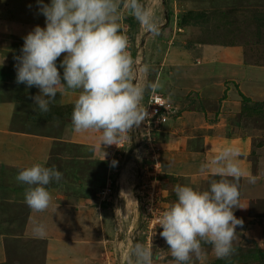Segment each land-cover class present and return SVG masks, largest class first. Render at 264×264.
<instances>
[{
    "label": "rangeland",
    "instance_id": "rangeland-1",
    "mask_svg": "<svg viewBox=\"0 0 264 264\" xmlns=\"http://www.w3.org/2000/svg\"><path fill=\"white\" fill-rule=\"evenodd\" d=\"M143 3L154 9L160 25L159 35L149 34L124 8L120 10L119 21L121 31L129 39L128 51L137 66L149 67L147 73L137 72L136 83H157L162 65L175 50L176 53L186 51L194 55L206 47L219 54L222 61L237 64L228 67L231 69L228 78L231 71L241 68L238 65L246 68L247 74H250L248 69L257 71L264 68V0H143ZM36 25L44 26V17L37 12L36 0H0V62L3 61L0 66V106L10 113L11 131L25 133L38 140L35 143L37 153L30 156L31 161L35 160L33 164L55 166L63 173V179L48 186L53 198L52 206L45 211H33L31 214L32 209L24 203H0V247L8 252L6 258L12 256L19 264H40L42 241L52 238L68 251L54 258V264H71L69 261L76 255L83 264H127L129 245L137 238L138 243L150 248L154 264H175L166 242L159 235L158 214L175 201V185H190L204 190L210 179L221 177H207L192 185L172 175L170 167L161 158L162 147L166 146L160 136L161 121L149 123L157 109H147L146 100L152 91L164 99V83L158 82L159 88L146 89L142 105L149 113L148 117L129 132V140L124 138L116 145H101V133L96 130L73 131L71 114L78 92L59 94L47 113L40 112L31 100L39 90L17 84L15 80V57L20 55L23 37ZM62 58L63 54L58 58V65ZM192 98L195 97H186ZM167 102L164 100V114H160L164 118L175 114L171 99ZM256 115L258 117L248 116L244 123L247 129H256L260 133L264 126V112ZM236 127L230 125L232 131ZM77 134L95 139L92 143L91 140L83 141L76 137ZM131 134L140 144L134 153L136 164L133 161L125 163ZM8 146L7 141L4 144L0 140L1 154L2 150H9ZM112 160L118 161L116 167L111 166ZM259 184L264 186V182ZM238 188L242 199L234 214L264 216V198H247L252 192L264 195L262 186L256 187L254 183L239 179ZM121 192H131L133 200ZM4 200H8L7 197ZM58 204L79 213L77 211L75 221L64 217L65 223L56 222L60 229L53 230L48 223L59 217V211L55 212L56 215L51 212V208ZM82 215L84 221L89 219V223H80ZM70 220L75 222L71 225L82 227L76 230V226H71L74 230L68 232ZM243 222V228L236 230L234 252L230 257L218 259L212 246L203 244L204 258L193 256L192 264H264V255L260 262L256 252L258 249L264 252V226L248 230L247 222ZM36 223L46 226L44 238L32 235Z\"/></svg>",
    "mask_w": 264,
    "mask_h": 264
},
{
    "label": "clouds",
    "instance_id": "clouds-1",
    "mask_svg": "<svg viewBox=\"0 0 264 264\" xmlns=\"http://www.w3.org/2000/svg\"><path fill=\"white\" fill-rule=\"evenodd\" d=\"M36 5L44 26H34L23 37L20 55L15 57L16 83L39 90L31 100L43 113L50 110L59 94L78 92L71 114L73 131H99L100 143L105 146L129 140V132L148 117L142 105L146 89L159 88L160 84L136 83L137 72L147 73L149 67L137 66L128 51L129 39L119 23L120 10L126 9L156 36L160 25L154 9L146 7L143 0H36ZM238 154L237 148L227 146L201 164V173L210 171L221 177L210 179L206 189L174 186L176 199L158 214L156 222L175 264H192L193 256L203 259V244L211 245L218 259L233 254L236 230L244 223L234 215L240 208ZM117 165L118 161H111L112 167ZM62 179L63 173L55 166L41 163L22 168L16 176L19 183L27 185L25 203L36 212L49 208L48 186ZM248 180L255 183L256 178L249 176ZM124 194L132 199L131 192ZM32 231L39 238L46 236L44 224H34ZM126 261L154 264L150 248L135 241L129 245Z\"/></svg>",
    "mask_w": 264,
    "mask_h": 264
},
{
    "label": "crops",
    "instance_id": "crops-1",
    "mask_svg": "<svg viewBox=\"0 0 264 264\" xmlns=\"http://www.w3.org/2000/svg\"><path fill=\"white\" fill-rule=\"evenodd\" d=\"M176 51H171L167 62L162 63L159 79L157 80L159 83L166 84L165 88L162 89L164 100L169 102L171 99L174 103L171 106L175 113L173 116L163 117L161 120L160 136L166 142L165 148L162 147V152H160L161 158L170 167L172 175L194 185L207 177H219L210 171L201 173L199 170L201 164L206 163L224 147H235L238 149L237 159L242 170L239 179L249 181V176L255 177L254 184L256 187L260 186L261 188L262 186L261 192L263 193L264 186L259 183L264 182V126L260 133L256 129H247L244 119L249 118L248 116L251 115L258 117L256 113H259V111L244 110L240 94L252 103L264 102V68H258L257 71L248 69L250 74H247V69L238 65L241 68L231 71V76L228 78L231 70L228 67L237 64L233 62L229 64L227 60L222 61L219 54L209 51L206 47L201 49L200 53L194 55H190L186 51L179 53H176ZM172 96L180 98H172ZM191 96L195 98L186 99V97ZM6 111L7 108H0V140L4 144H6V141L9 144L8 151L2 150V154L0 152V203L2 205L4 203L26 204L23 199L27 185L19 183L16 176L19 170L31 166L35 161L34 158L31 161L30 156L33 157L37 153L35 143L38 140L31 135L11 131L12 129L9 128L10 113L8 114ZM249 111H252V113ZM246 112L248 113L245 114ZM234 119L237 121H234ZM233 124L237 126L234 131L230 129V125ZM75 134L74 132L73 135L75 136ZM76 137L83 141L91 140V143L95 139V137H92V139L91 137L85 138L78 134ZM44 150H42V153H44ZM2 155L3 158L1 159ZM166 157L168 158L166 159ZM252 193L247 198H264V195L260 196L256 194L257 192ZM6 197L8 200H4ZM9 197L12 199H9ZM51 198H53L52 195ZM51 206L52 204H50ZM55 207L51 208L53 215H56L55 212L58 211L60 214L53 223L52 221L48 223L51 229H60L56 222L65 223L63 220L65 218L71 217L74 221L77 219L78 210L73 209L70 211V209L63 208L64 206L60 204ZM33 211L31 210V214ZM234 213L236 212L234 211ZM83 214L86 215L85 212ZM84 215H82L80 223H89V219L84 221ZM234 215L243 218L247 222L246 228L249 227L248 230L253 227L260 228V226H264V216L245 217L241 214ZM74 221L72 222L75 223ZM31 222L28 223L29 226ZM72 222L70 220L69 227L67 226L68 232L73 231L75 226L76 230L82 227L71 225ZM29 226L28 228H30ZM32 235L36 237L34 233ZM54 240L47 238L42 241L44 245L39 248L41 254L40 264H54L53 259L58 258L60 254L63 256L67 251L61 245L56 244L57 240ZM96 250L98 251V249ZM6 256H8V252L5 251L4 247H0V264L6 262L19 264L15 258H11L12 256L8 258ZM69 262L71 264H83L77 255Z\"/></svg>",
    "mask_w": 264,
    "mask_h": 264
},
{
    "label": "built area",
    "instance_id": "built-area-1",
    "mask_svg": "<svg viewBox=\"0 0 264 264\" xmlns=\"http://www.w3.org/2000/svg\"><path fill=\"white\" fill-rule=\"evenodd\" d=\"M146 104H147V109H157V113L154 114V117L152 118L151 122L152 124H158L161 119H162V115L160 114H164L163 112V106H164V99H162V97L159 96V94L155 93V92H150L148 99L146 100ZM162 112V113H161ZM156 119V120H155ZM147 132V130H146ZM148 137V135H147ZM150 137V136H149Z\"/></svg>",
    "mask_w": 264,
    "mask_h": 264
},
{
    "label": "trees",
    "instance_id": "trees-1",
    "mask_svg": "<svg viewBox=\"0 0 264 264\" xmlns=\"http://www.w3.org/2000/svg\"><path fill=\"white\" fill-rule=\"evenodd\" d=\"M240 97H241V100H242V108L244 110H255L256 112H260L262 111L261 113L264 112V102L262 103H252L248 98H245L242 94H240ZM72 147V146H71ZM83 148V146H80ZM92 150V148H90ZM212 178V177H211ZM257 254H258V261H263V255H264V252L261 251L260 249L256 250Z\"/></svg>",
    "mask_w": 264,
    "mask_h": 264
},
{
    "label": "water",
    "instance_id": "water-1",
    "mask_svg": "<svg viewBox=\"0 0 264 264\" xmlns=\"http://www.w3.org/2000/svg\"><path fill=\"white\" fill-rule=\"evenodd\" d=\"M130 141H131V146H130V149H129L127 155H126L125 163L133 161L134 164H136L137 162H136L134 153L139 148L140 144L136 141V139L134 137V134H131V140ZM133 241L138 242V239L135 238Z\"/></svg>",
    "mask_w": 264,
    "mask_h": 264
}]
</instances>
